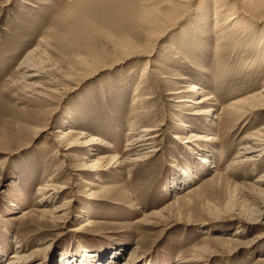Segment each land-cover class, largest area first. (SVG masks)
Masks as SVG:
<instances>
[{
    "label": "rangeland",
    "instance_id": "rangeland-1",
    "mask_svg": "<svg viewBox=\"0 0 264 264\" xmlns=\"http://www.w3.org/2000/svg\"><path fill=\"white\" fill-rule=\"evenodd\" d=\"M214 3L0 0V264L16 250L31 264H264V154L238 157L264 109L224 115L263 89L264 0L218 2L219 23L245 12L243 40L214 30ZM40 44L30 64L60 88L49 100L20 83ZM192 83L203 92L179 93ZM149 126L153 145L125 152ZM69 130L119 162L83 171L103 148L65 150Z\"/></svg>",
    "mask_w": 264,
    "mask_h": 264
},
{
    "label": "bare ground",
    "instance_id": "bare-ground-1",
    "mask_svg": "<svg viewBox=\"0 0 264 264\" xmlns=\"http://www.w3.org/2000/svg\"><path fill=\"white\" fill-rule=\"evenodd\" d=\"M173 1H178V2L183 3V1H185V0H173ZM213 1L215 2L214 4H216L215 5L214 15H213V18L215 19V23H216V26L214 27V30L217 33L221 34L222 39L227 37V36H232L234 38L237 35H241L239 37H240V39L243 40L242 35L245 36L246 33L249 34L247 27H245L246 26L245 23H247L248 19L246 18L247 20L243 21V19H242L243 15L242 16H241V14H240V16L238 14L235 15V13H237L238 11L240 12V10L241 11H243V10L240 7H235L236 9H238V8H240V9H238L237 11H234L235 8H233L231 10V13H227L226 17H224L225 19L222 18L223 22L219 23V21H218L219 19L218 18L220 17V14L224 13V11H226V10H223L222 7L226 6V5L218 4V2L220 0H213ZM82 5L79 6V9L81 8V10H82ZM166 30H168V29H166ZM161 33H165V32L162 31ZM162 36L163 35H159V37H157L155 39V45L157 44L158 40L162 38ZM42 42H43V40H42ZM41 47H43V45L40 44L37 47V49L34 50L28 56L27 60H29V63L26 62L27 60H24V62L20 66L19 69L21 71V80L23 81V82L20 81V83H23V88L27 92H31L32 94L38 95L39 97H41V98H43L45 100H49L50 99V94H59L60 88L54 89V90L44 88L41 85V83L38 82V79L47 78V75H46L45 71L43 69L39 68L38 66L30 64V57L33 55V53H35V51L38 52ZM262 47H263V52H264V44H263ZM152 52H153V50L151 52H148V53L143 52L142 55L139 56V54H138V56L139 57H142V56L144 57L145 56V57H147L149 59L150 56L152 57ZM148 64H150V62ZM148 64H147V66H148ZM147 66L145 67V71H146ZM49 80L51 81L52 85L57 83L56 80H53V79H49ZM65 80H67V79H65ZM187 81H190V80L188 79ZM57 85L58 84H56V86ZM187 88H188L187 91L179 92V93L180 94H186L187 92L190 91V92H193V94L195 93V94L199 95L200 94L199 92H203L194 83L189 84ZM39 89H42V91H39ZM171 94H175V93H171ZM136 95L138 97L137 98V100H138L137 102H143L142 101V98L144 96L143 92L140 91ZM204 97H206V96H204ZM150 99H151V97H148V98L144 99V101L145 100H150ZM208 100H209L208 98H205V99H201V100H198V101H192V100H186V101H187V103L195 104V105L200 106V105H204L206 103V101H208ZM248 100H253L254 103L252 105H249L247 103ZM178 101L183 102L184 100H178ZM188 107L190 108V106H188ZM261 109H264V86H263V89L259 93L255 94V95H252V96H249L245 100H243V99L241 100L240 99V100H237V101H235L233 103H230V105L226 109L227 111H226V113L224 115H225V118H232L235 115H242L244 117V116H247V115L255 114L257 111H259ZM194 111L195 112H194L193 115L197 116V115H204V114H207V113L209 114L210 111H212V109H208L206 112H202L203 110H199V107H198V108H195ZM137 130H139V128ZM152 131L155 132V131H158V130H157V128H153L152 126H149V127L145 128V129H143L142 131H140L136 138H132V139H130L128 141V148L125 150V152L131 151V150L137 152V151H140V147H143V149H145L146 146L153 145V141L155 140V137H151ZM41 132H42L41 130H38L36 132V134H39ZM59 133L61 134L59 141L67 143L69 140H71V142L68 144V147L65 150L73 152V151H76L75 149H80V148H85V149H88V150H92V149L94 150V148H97V147L103 148L102 153L105 154L104 157L98 158V159H96L94 161L91 160L90 162H86L85 165H84V170L83 171L98 172V171H101V169L103 168V166H104L103 162H105V161L110 162V163L114 162V164L119 162L117 160L118 156H114V157L113 156H109V152L112 151V149L108 148V147H102L103 145L101 146V144H103L104 141H102L101 138H99V137L91 136L89 138V133L84 132V131L74 132V131L69 130L67 132H65V131L62 132L61 131ZM131 135H133V134H131ZM175 139H179V138L176 136ZM247 141H248V143H247L246 147L243 148V150H244L243 153L241 155H239L238 157L239 158L240 157L245 158L246 159L245 162H255L256 158H259V157L261 158L263 156V154H264V128L261 130V132H256L252 137L248 138ZM140 143H143V144L140 145ZM61 144H63V143H61ZM129 147H132V148L129 149ZM196 148H198L201 151V148L199 147V145ZM96 150H94V151L96 152ZM195 150L193 151V154L196 153ZM150 152L152 153V151H150ZM150 152L142 153L141 156H138L136 159L133 158L134 160L128 162V164H132V163H135L137 161H141V160L147 159V156L145 154H150ZM206 152L207 151H205V153ZM99 153H101V151H99ZM95 154H96V157L94 156V153H91L92 159L97 158L98 155H99L97 153H95ZM201 158L202 159L205 158V159H203L205 163L209 162L208 161L209 159L206 158L205 156L201 157ZM84 159L88 160V157H85ZM183 173L186 174L185 171H183ZM187 173H188V175H191L189 172H187ZM189 177L190 176H186V178H184V181L186 179H189ZM260 181H262V179H258L257 182H260ZM41 190H44V189H41ZM263 196H264V194H263ZM45 212H47V211H45ZM45 212L42 213V216L44 214H46ZM261 215H264V211H262ZM249 222H256L257 223V222H259V219H255V220L249 219ZM32 255L33 254H31L30 256L23 255L22 253H20V251L17 252V250H16V253H14V255L11 257V260L8 262V264H31L32 261L30 260V258L32 257ZM258 261L264 263V258H259Z\"/></svg>",
    "mask_w": 264,
    "mask_h": 264
}]
</instances>
